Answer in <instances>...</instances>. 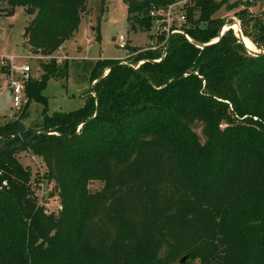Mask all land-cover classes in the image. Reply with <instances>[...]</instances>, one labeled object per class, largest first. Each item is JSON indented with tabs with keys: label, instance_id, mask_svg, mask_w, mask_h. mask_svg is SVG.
<instances>
[{
	"label": "trees",
	"instance_id": "trees-1",
	"mask_svg": "<svg viewBox=\"0 0 264 264\" xmlns=\"http://www.w3.org/2000/svg\"><path fill=\"white\" fill-rule=\"evenodd\" d=\"M88 1L0 0V14L35 10L26 45L51 57L78 31ZM123 1L129 24L143 13L149 32L151 8L177 0ZM219 8L193 0L191 41L172 34L159 62L164 35L136 48L137 69L99 62L79 109L48 113L44 92L60 68L56 59L43 64L26 93L44 107L41 126L29 130L48 134L0 154L11 181L0 192V264H183L184 257V264H264V55L249 52L232 29L215 42L227 24L213 18ZM237 15L264 52V20L247 9ZM104 67L109 73L98 77ZM22 118L0 126V147ZM17 151L43 161L62 204L58 216L33 197ZM91 181L103 188L92 193Z\"/></svg>",
	"mask_w": 264,
	"mask_h": 264
},
{
	"label": "rangeland",
	"instance_id": "rangeland-1",
	"mask_svg": "<svg viewBox=\"0 0 264 264\" xmlns=\"http://www.w3.org/2000/svg\"><path fill=\"white\" fill-rule=\"evenodd\" d=\"M184 0H177L174 3H180ZM220 4L219 10L213 15V18L224 19L227 24L220 30V35L232 29L238 37L241 22L238 13L244 9L254 17L264 20V2H252L250 0H215ZM193 3V2H192ZM32 11V10H31ZM36 11L29 12L25 8L18 9L12 17H6L0 14V55H33L26 45L25 29L34 19ZM199 17V12H196ZM15 16V17H14ZM128 7L123 0H89L87 11L82 14L78 31H76L62 46L65 50H58L56 57H68V60L59 62V58H54L60 68V72L53 76L44 95L49 100V114L57 111L68 112L82 107L86 98L91 94L92 86L95 84L92 78V71L99 62L107 60H125L129 65L135 64L134 58L137 54L136 48H150L155 46L157 37H151V29L147 31V25L144 23L143 13H137L133 18V23L128 22ZM233 28H230V27ZM121 35L128 38L129 43L126 49H121L117 41ZM90 41L87 42L86 40ZM218 39H215L217 41ZM160 45V44H159ZM157 45V46H159ZM257 50V49H256ZM262 52L260 50H257ZM35 58L28 60V65L32 67L31 75L33 79L38 80L45 73L43 64H48L52 59L33 55ZM130 57V58H129ZM18 65L25 64L24 60H18ZM109 68L104 67L97 72V76H106ZM30 80V81H31ZM30 83V82H29ZM0 87L3 91L0 93V126L6 124L11 118L12 95L8 87V80L1 67L0 59ZM92 95L95 96L94 93ZM43 106L32 102L26 104L23 110L13 119H19L23 115L22 123L29 128H37L42 124ZM37 126V127H36ZM82 126L78 127L77 132L81 131ZM196 132L202 136V128L195 127ZM16 159L24 168L31 172V181L33 186L44 192L42 205L50 210L53 215L58 216L62 207L59 197L54 193L55 185L47 179L46 169L43 161L35 157L28 151H17L14 153ZM1 165V163H0ZM31 190V187H28ZM103 183L100 181H91L89 190L92 193L100 191ZM35 193V192H33ZM40 193V191H39Z\"/></svg>",
	"mask_w": 264,
	"mask_h": 264
},
{
	"label": "built area",
	"instance_id": "built-area-1",
	"mask_svg": "<svg viewBox=\"0 0 264 264\" xmlns=\"http://www.w3.org/2000/svg\"><path fill=\"white\" fill-rule=\"evenodd\" d=\"M252 2H264V0H250ZM193 0H184L180 3H173L167 7H155L153 6L151 10L149 11V16L153 21L152 29L154 30L152 32V35H156L157 37H160L162 35L165 36L164 41L159 45L160 47H163L165 50L166 44L169 40V37L172 34H181L186 36V38L191 41L190 37L187 35L185 31V26L187 25V7H190L193 5ZM87 42L90 40L87 39ZM115 41L118 42V46L121 49H126L129 43L128 38L121 35L118 39H115ZM61 46L59 50H64ZM156 48V47H155ZM56 54V53H55ZM55 54L51 57H42L39 56L40 59L43 58H59L56 57ZM34 55V54H33ZM32 54L29 56L25 55H0L1 59V67L4 70V73L8 80V87L11 91L12 95V112L9 115L10 120H13V118L18 115L23 108L28 103V97L26 93V88L28 83L31 79H33L31 72L32 67L28 65V60L34 59L35 57ZM37 57V55H35ZM165 56L164 51L162 57ZM38 58V57H37ZM24 60L25 64H19L18 60ZM162 59V58H161ZM157 60L158 62L161 61ZM59 62L62 60H68V57H60ZM124 63L129 64L126 62V59L124 60ZM143 62L137 63V65H129L130 67L137 69ZM3 91V88L0 87V93ZM28 185L31 187V192L33 197L37 200L38 204L42 205V200L44 198V192L42 190H39L33 186L32 181L30 180ZM11 189V181L9 174L7 171L0 165V192H7ZM40 191V193H39ZM35 192V193H33ZM59 210H62V207H60ZM45 214L51 215L50 210H47L45 208Z\"/></svg>",
	"mask_w": 264,
	"mask_h": 264
},
{
	"label": "water",
	"instance_id": "water-1",
	"mask_svg": "<svg viewBox=\"0 0 264 264\" xmlns=\"http://www.w3.org/2000/svg\"><path fill=\"white\" fill-rule=\"evenodd\" d=\"M31 13H33V11H31ZM230 28H233V27L231 26ZM221 37H222V34L220 35L219 39L217 41H215V42H218ZM238 38L242 41V43L245 45V47L248 49L249 52L254 53L256 55H259V56H263L264 55V52H259L257 50H251V49H249L247 47V45L245 43V39H247V37L242 32L241 28H240V31L238 32ZM113 41H115V38L113 39ZM215 42H213V43H215ZM168 46H169V44H167V46H166V48L164 50L165 56H166V53H167ZM165 56H163L161 60H163V58ZM122 64L129 65V64L124 63V61H122ZM110 69H111V67L109 68V70ZM96 116H97V114L95 115V117ZM42 133L43 134H48L47 132H39V131L27 130L26 125L24 123H19V125H18V133L11 132V133L8 134V141L6 143H4L0 147V154L1 153H5V152H7L10 149L21 150L24 141L31 142L37 135L42 134ZM29 134L31 136L27 137ZM186 261H187V257H184L181 262L184 264Z\"/></svg>",
	"mask_w": 264,
	"mask_h": 264
},
{
	"label": "bare ground",
	"instance_id": "bare-ground-1",
	"mask_svg": "<svg viewBox=\"0 0 264 264\" xmlns=\"http://www.w3.org/2000/svg\"><path fill=\"white\" fill-rule=\"evenodd\" d=\"M239 31H240V29H239ZM245 43H246V45H247V47L249 48V49H251V50H256V48L249 42V40L248 39H245Z\"/></svg>",
	"mask_w": 264,
	"mask_h": 264
},
{
	"label": "crops",
	"instance_id": "crops-1",
	"mask_svg": "<svg viewBox=\"0 0 264 264\" xmlns=\"http://www.w3.org/2000/svg\"><path fill=\"white\" fill-rule=\"evenodd\" d=\"M15 17V16H14ZM13 18V17H12ZM65 50V47L63 48ZM121 61H124V60H121ZM27 128V127H26Z\"/></svg>",
	"mask_w": 264,
	"mask_h": 264
}]
</instances>
